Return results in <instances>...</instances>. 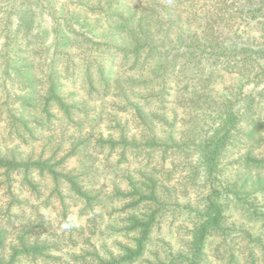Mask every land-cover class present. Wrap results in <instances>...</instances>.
Instances as JSON below:
<instances>
[{
  "label": "trees",
  "instance_id": "obj_1",
  "mask_svg": "<svg viewBox=\"0 0 264 264\" xmlns=\"http://www.w3.org/2000/svg\"><path fill=\"white\" fill-rule=\"evenodd\" d=\"M17 1L0 0V111L6 109L10 134L25 142L37 141L43 131L80 124L76 114L81 108L68 100L71 92L65 93L66 79L74 84L79 81L75 95L79 89L86 95L103 97L117 91L121 110L131 111L136 130L140 127L137 134L130 133L126 122L120 127L117 122V137L99 135L92 146L99 152L104 149L106 156L117 153L118 162L126 161L130 153L134 157L145 155L146 162L125 171V187L113 182L112 191L105 193L86 183L90 174L84 167L68 166L72 157L89 146L91 134L79 137L66 150L51 138L38 152L0 148V187L9 198L3 212L7 218L0 221V264L52 263L59 259L54 251L60 241L55 239V232L45 231L44 223H33L24 214L17 225L5 230L11 223L10 209L20 208L28 200L14 189L16 180L19 190L25 189L31 196L39 198L46 193L44 205L57 200V215L66 230L75 229V221L68 217L72 207L88 213L112 200L123 202L126 220L121 231L125 239L117 242L116 251L106 244L100 246L101 251L93 248L91 257L96 264H205L208 237L219 233L226 239L229 235L223 227V197L241 199L242 194L264 191V153L258 157L256 151L264 144V110L260 109L264 103V0H104L102 9L111 11L114 25L110 34H102L98 40L85 33L90 29L86 13L97 8L100 0H74L76 6L65 11L60 7L63 15L53 21L45 17L39 20V0H22V6ZM56 3L52 0L51 7ZM36 21L40 27L33 25ZM71 40L84 46L79 53H70L67 44ZM95 45L97 51L116 52L112 57H119L121 72H125L121 81L111 78L112 70L97 60L99 53L93 54L92 62L87 58L81 61L80 53L87 50L84 48ZM228 72L238 74V89L214 100L209 85ZM136 84L138 90L133 87ZM170 89L174 96H182V105L193 107L199 115L188 141L177 140L173 128L158 132L157 124L168 126L173 120L164 110L153 112L157 105L154 99L160 100ZM158 90L162 91L160 97L156 96ZM235 146L243 151L236 153L238 164L235 169L230 165V173L247 172L241 182H229L220 172L222 158ZM155 152L162 155L161 163L170 154L190 157L193 152L196 165L189 166L192 181H201L205 192L183 249L153 262L144 258L145 252L169 196V188L156 173L159 169H145ZM249 207L264 218V212H258L254 204ZM35 228L46 236L33 233ZM254 249L248 245L252 264L256 260Z\"/></svg>",
  "mask_w": 264,
  "mask_h": 264
},
{
  "label": "rangeland",
  "instance_id": "obj_2",
  "mask_svg": "<svg viewBox=\"0 0 264 264\" xmlns=\"http://www.w3.org/2000/svg\"><path fill=\"white\" fill-rule=\"evenodd\" d=\"M34 1V0H33ZM52 0H39L37 6L39 8L40 19L47 18L48 21H53L54 18L58 19L60 15H63L61 11H58L60 7L64 8V11L68 7L71 10L76 6L77 1L74 0H56V6L51 7ZM48 2H50L48 4ZM96 2V0H95ZM101 4L91 11L86 13L88 21L90 22V29L85 35L92 37L95 40L101 37L102 34H110V28L113 27V21H111L110 10L106 13L102 8L106 5L104 0H100ZM24 3L22 0H18L17 4L22 6ZM19 6V7H20ZM31 13V12H30ZM29 13V14H30ZM29 18V16H28ZM60 18V17H59ZM46 20V19H45ZM60 20V19H58ZM40 27L36 21L33 24ZM46 30L49 31L48 25L45 23ZM69 32L70 31L69 29ZM43 34L41 37H44ZM47 38L48 35H47ZM50 40V38H49ZM49 41L47 40V43ZM70 53H77L84 46L79 45L74 40L69 41ZM80 54L81 61L84 58L92 59L93 54L99 53L97 60H101L104 64L105 69L112 70V79L117 77L121 81V60L118 56H113L116 52L110 53L108 51L100 52L97 51L96 45L90 48H84ZM79 53V52H78ZM93 60H91L92 62ZM79 62V60H78ZM90 62V63H91ZM38 63V62H37ZM33 64H35L33 62ZM93 73L95 68L92 66ZM39 70V66L35 68V72ZM128 72V76H129ZM61 75V74H60ZM63 76V75H61ZM95 76V75H94ZM238 74L226 73L222 77H216L209 85L214 100L218 101V98L225 92L233 91L238 89ZM193 78V77H192ZM138 80V79H136ZM197 82V79L194 78ZM67 87L65 93H72L68 100H74L81 110L77 112L76 119L82 120L74 125H68L67 128H59V126L52 130L43 131L40 133V137L37 141H23L13 134H10L7 121H6V109L0 111V148L17 150L22 153H26L32 150L38 152L44 141L53 139L54 143L62 144V149H68L72 144L76 142L79 137L91 134L90 144L86 149L80 152L77 156H74L68 162L69 167H81L88 171L86 183L95 189H99L105 193L112 191L113 182L119 186H126L123 182V176L126 170H135L144 165L146 162L145 155L140 154L138 157H134L133 154H128L126 161L118 162L119 155L112 153L106 156V152L97 151L92 145L99 135L104 137L110 135L117 137L119 134V127L121 122H126L130 133H135L140 129L136 130L135 119L132 116L131 111L121 110L120 96L117 95V91L111 90L105 97L99 95H86L84 90L79 89V94H74L75 89L79 86V81L76 83L69 82L66 79ZM173 84V80L170 81L169 85ZM97 86V85H96ZM77 87V88H76ZM135 90H138L139 86ZM148 90H145L147 92ZM161 91V90H160ZM160 91H151L152 94H161ZM162 92V91H161ZM171 89L167 92H163L160 100L154 99L157 105L153 110L154 113L160 114L161 110L167 112L169 120H173L168 126L159 123L158 132L164 133L165 128L169 130L173 128L174 137L182 138L184 141H188L190 136V129L198 121L199 115L195 113L193 107L182 105V96L180 94H171ZM139 94H144L141 92ZM2 93L0 91V104L2 103ZM264 98V97H263ZM151 101L148 106H151ZM54 106H52L53 108ZM51 108V109H52ZM260 108V107H259ZM129 109V108H127ZM153 109V107H152ZM264 110V103L262 108ZM55 110V108H53ZM60 115V114H59ZM119 122V127L116 123ZM264 134V133H263ZM61 140V141H59ZM239 148V149H238ZM263 148V149H262ZM243 151V148L233 147L229 149V153L222 158L220 165V172L225 179L232 182L235 179L238 182L245 180L247 172L233 176L230 173V165L235 169L238 164L236 160V153ZM257 156L260 157L264 153V144H261L256 149ZM161 154L155 152L148 161L145 169H150V166L158 168L156 172L160 177L162 183L169 188V196L166 199V206L164 213L159 215L156 224L153 226L150 237L151 242L147 246L145 252V259H150L153 262L157 258L167 259L175 254H179L181 249L185 246V242L188 240L191 234V229L196 222L195 210H199L205 188L203 183L198 179L192 181L193 170H189V166H195L194 154L192 152L190 157H186L182 154H170L161 163ZM227 166L225 170L223 167ZM86 171V172H87ZM194 177V176H193ZM241 179V180H240ZM192 181V182H191ZM14 189L20 191L24 199H28L26 204L20 208H12L9 212L11 223L6 226L5 230L8 231L11 225H17L21 215L26 214L33 223H44L45 231L55 232V239L60 241L58 245L59 249L54 251L55 256H59V259L52 263L40 264H96L92 262L91 253L93 248L100 249L102 244H106L111 250H117V242L124 240L122 236L121 228H123L126 220V211L122 201L112 200L107 203L106 206H96L95 210L88 213H81V207H72L68 217L75 221V229L66 230L64 221L58 214L59 203L57 200H53L49 204L44 205V196L36 198L31 196L25 189L19 190V181H14ZM5 189L0 187V221L4 222L7 218L3 214L5 205L9 202L7 195H4ZM15 191V192H16ZM47 192V191H46ZM244 198L238 199L233 197H223L224 202V214L225 219L223 221V227L226 229L225 233L229 235L224 239L223 235L219 233L211 234L208 237L205 251V264H252L251 256L248 255V245L255 246L254 252L256 260L253 264H264V256L262 248H264V218L259 213L254 214L250 204H254L258 209V212H264V191L257 193H250L241 195ZM56 208V209H55ZM14 209V210H13ZM58 209V210H57ZM15 214H13V213ZM10 214V213H9ZM92 218V220L90 219ZM22 220V219H21ZM42 220V221H41ZM63 230V231H62ZM33 233L38 235L40 238L45 237L46 233L43 234L40 228H35ZM102 249H100L101 251ZM89 253V255L87 254ZM102 253V252H101ZM105 254V253H104ZM235 255L236 263L231 256ZM105 256V255H104ZM79 257L80 259H73ZM143 262V263H142ZM138 262V264H145V261ZM25 264H32L25 262Z\"/></svg>",
  "mask_w": 264,
  "mask_h": 264
}]
</instances>
